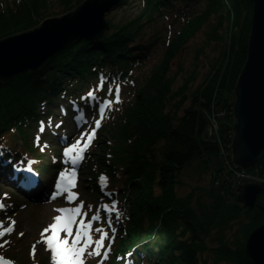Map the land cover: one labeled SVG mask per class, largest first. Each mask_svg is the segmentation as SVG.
Instances as JSON below:
<instances>
[{"label": "trees", "instance_id": "1", "mask_svg": "<svg viewBox=\"0 0 264 264\" xmlns=\"http://www.w3.org/2000/svg\"><path fill=\"white\" fill-rule=\"evenodd\" d=\"M83 1L56 0L65 11ZM128 1L122 0L119 6ZM138 2L137 12L121 24H111L108 36L101 41L82 42L75 51L65 52V58H52L37 72L0 84V140L9 135L14 141H28L33 132L30 130L28 134L29 124L42 120V104L47 111L58 94L63 96L62 92L73 99V115L80 117L88 111L84 109L82 96L97 85L103 101L107 95L114 96L126 81L134 87L139 78L137 69L146 66V59L159 39L155 34L144 43L145 30L167 23L160 60L143 75L121 112L118 109L116 117H111L112 123L103 129L106 138L100 139V143L97 141L103 123H99L84 169L85 183L93 187L94 178L102 174L109 178L111 186L118 188L115 193L125 217L119 231L122 235L114 241V254L135 250L136 260L152 264H207L200 260L203 254L212 255V264H251L244 254V239L263 223L259 211L244 209L236 200L237 193L233 202L228 203L211 186L205 191L211 202L198 200L193 208V196L179 197L176 188L180 185V174L193 162H199L203 172L212 170L217 178L215 186L237 192L238 185L246 183L233 175L228 151L234 89L247 59L252 0ZM44 4L46 0H14L11 7L0 8V40L39 26L42 20L39 11ZM177 4L180 7L175 9ZM213 17L217 18L211 31L213 38L219 42L228 38L216 68L190 94V81L174 91L179 73L170 75L172 62ZM73 78L74 83H67ZM171 102H174L172 110L167 112ZM99 103L97 98L95 107ZM222 112L224 116L217 117L216 140L207 132L208 116ZM51 114L49 110L46 116ZM67 124V120L63 121L60 129ZM110 131L113 133L108 135ZM226 165L230 168L226 169ZM263 165L262 159L254 168L260 166L262 170ZM262 186L256 202L264 206ZM241 215L247 219L240 225L242 240L234 244L235 248L222 240L215 248L204 244L213 231L227 227ZM112 263L115 264L111 260Z\"/></svg>", "mask_w": 264, "mask_h": 264}, {"label": "rangeland", "instance_id": "2", "mask_svg": "<svg viewBox=\"0 0 264 264\" xmlns=\"http://www.w3.org/2000/svg\"><path fill=\"white\" fill-rule=\"evenodd\" d=\"M18 1L23 2L26 0H18ZM13 3H14V0H0V8L6 7V6L11 7ZM46 3L47 4H44L43 8H40L41 10L39 11L41 12L40 14L42 15L41 16L42 20L40 21L39 25L45 19L61 18L68 12L74 11L76 7L78 6L76 3L75 5L70 6L71 8L70 10L65 11L66 9L65 10L60 9V6L57 5L58 3L56 2V0H46ZM138 3H139L138 0H129L125 6L120 7L118 5L117 7L112 9L110 12L106 13L105 20L110 25L109 30L111 29V24L118 25L130 19L137 12ZM179 7L180 5L177 4L175 6V9ZM59 11L61 12L58 13ZM216 24H217V18L213 17L210 20V22L203 28V30L194 39H192L188 43L187 46H185V48L180 52V54L172 62L170 75L172 76L173 74L177 72L179 73L173 85L174 91L182 87L187 81H190V84H189V87H190L189 94H190L195 89H197L201 84H203V82L213 73V70L216 68L217 61L220 58L221 52L224 49V45L228 41L227 37H223L224 38L223 42L221 41L219 42L213 38L211 31H212L213 26ZM167 27L168 26L166 23V24H161L157 26H152L151 28H147L145 30V36L143 39L144 43H147L149 39L155 34L159 37V39H157L158 41H156L155 46L152 49L151 56L148 59H146L147 60L146 66L143 69H139V68L137 69L139 78L137 79V81H134L135 86L131 87V84L128 83V81H126L125 83H123V86L120 87V94L117 97L118 100H121V103L118 106V109L120 110V112L122 110L123 105L126 104L130 100L132 91L134 89H137L139 84L142 82L143 75L147 74L149 69H151L152 66L156 65L158 61L160 60L161 54L164 51V45H165V41L167 38L165 37L166 33L164 32V28H167ZM109 30L104 33L103 38H105L106 34H109ZM250 31H251V27H250ZM223 34L225 36V30L223 31ZM82 42H86V41H77L71 44L70 46L64 48L62 51H60L55 56H53V58H56L58 60L65 58L64 57L65 52L75 51L77 48L81 47ZM248 42H249V38H248ZM86 43H89V42H86ZM247 48H248V43H247ZM51 59H48V61H50ZM74 82H75L74 78L72 80L67 81V83H74ZM84 90H85V87L81 91H84ZM61 103L62 102H60V100H58V98L56 97L53 100L52 108L51 107L48 108L47 111L42 110L43 116L49 110L52 109L53 115L54 117H56V121L59 120V115H61V113L64 112V108L63 107L57 108L55 106L60 105ZM173 104L174 102L169 103L167 110H166L167 112L169 111L171 112ZM187 105L188 104H186L185 106ZM54 111H56V113H54ZM116 112L112 114L113 112L111 110L108 111L107 113L112 114V115H110V117H108L107 119L103 118L101 120L100 124L103 123L101 126L102 130L99 133L97 142L100 143V139L106 136L104 135L103 129L107 125L112 123L113 119L111 117H116V114H117ZM178 115H181V113H179ZM235 120L236 119L234 118V113L232 112V117H231V120L229 121L232 124L231 146L229 147V151H228V156L230 159L228 161H230L231 163H228V165L231 166L232 170H235L237 172L250 173L251 176L255 177V179L259 181L257 183L255 182L254 184H257L263 187L262 185H264V177L261 178V176L264 175V169L262 168V170H260V166L255 168L256 170L252 168L249 171L242 170L238 166L234 168V163L232 162L233 160L232 159L233 158L232 142L235 136V131H233V128L236 124ZM93 122L94 121H92V123ZM29 126H30V129L28 130V134L30 133V130L35 131L34 123L29 124ZM35 126H36V123H35ZM72 130H73L72 127L68 126L60 134H67V133L70 134ZM110 133H113V132L110 131L108 135H110ZM217 137H218V134H217ZM217 137H214V138L218 140ZM85 140L91 142V136L85 134ZM19 143H20L19 145H21V142ZM11 146L12 145L7 146V147L8 148L13 147L12 149L14 150L19 149V147L15 148V146H12V147ZM29 146H30V142H29ZM55 149H56L55 151H58L59 148L55 147ZM156 149H157V152L159 153L161 151V145L159 146L158 144ZM221 151H224V150L221 149ZM60 155H61V159L67 157V160L69 161H73L77 158L75 155H73V153L65 155V151H61ZM45 158L46 159L44 162L49 163L47 165L49 168H51L52 166L49 161V155L48 157H45ZM60 161L59 160L57 161L58 164L61 163ZM228 165L225 166L226 169L230 168V166ZM86 166L87 164L84 166V169ZM227 166L229 168H227ZM203 171H204L203 167L199 162H193L191 164V167L183 171L180 174V185H178V187L176 188L177 195L179 197H183V196L186 197L188 195L193 196L192 206L193 208H196L198 200H200L201 203H205V204H207L208 202H211L208 199L207 194L205 192L211 186L214 191H216L218 194L222 195V197L227 199L226 201L228 203L233 202V200L235 199L234 196L237 192L231 189L229 190L227 187L221 188L220 186H215V182L217 181V178L214 177L212 170H205V172ZM62 172L66 176L67 172L65 169H63L59 173L54 174L51 180H53V178L57 176L56 177L57 182L62 184L63 183L61 179ZM82 172H83V168H82ZM85 174H86L85 172L81 174V171H77L76 178L72 182L74 187H78L76 189V192L77 194L79 193L80 197H82L83 199L85 197L84 193L91 194L90 190H87L86 187L83 188L82 186V184L85 183V181H87L85 179L81 180L85 177ZM24 175H26V172L24 173ZM79 179H80V182H79ZM236 179L240 181L239 178H236ZM43 182L48 183V180L44 178ZM219 183H224V182L223 181L221 182V180H219ZM29 184L30 182L27 184V186ZM240 185H244V184L241 183ZM13 190L14 189H13L12 183L7 184L5 182V179H3V181H0V199H3L2 201L4 203V204L0 203V205L2 206L4 205L2 207L4 208V212L1 211L2 208H0V232L4 233L3 235H0V246H1L0 255L4 254V256H9L10 258L17 260L18 263L20 264H31L33 263V261H35L34 264H37V263L41 264L43 263V258H42L43 256L50 261V264H55V262L57 261H56V258L54 257V248H51V246L48 245L49 244L48 239L51 233L50 225L54 223H59L58 221H56L55 218L58 216V214H56L57 212L56 210L60 208L61 206L75 209L74 224L77 223L78 216H76V213L79 211L78 207L75 205L71 206L72 203L68 202V201L73 200L72 193L64 192L63 194H59V195H57V193L53 194L52 196L54 197L49 199L47 202H42V198L32 199L29 202V199H23L25 198L24 196H19V197L16 196ZM22 191H24L23 187H22ZM69 193H71V196H69ZM3 195H6V198H3ZM88 197L90 198V196ZM236 200H237V196H236ZM35 202H38V203H35ZM254 209L256 208H253L252 210ZM252 210H248V211L251 212ZM44 212H45V215L41 216ZM246 219L244 218L243 215H241L235 222L228 225L227 227L224 226L220 228L219 230L213 231L210 234V236L204 239V244L208 248H215L218 245L217 244L218 241L222 240L225 244L229 245L232 248H235L234 244L238 240L240 241L242 240V236L241 234H239L240 232L239 229H240L241 223L244 222ZM45 229H48V231H45ZM68 236L70 239L72 237H75V239H79V235L76 233V231L74 233L73 231H71V234L68 233ZM2 242H4V244H1ZM32 253L36 254L37 259L35 258L34 260H32ZM101 255L102 254H100L99 260L101 264H103L104 260ZM75 260L78 261V264H94L96 261L95 259H92V257H90L88 251L85 249L81 250L78 253V255H76ZM200 260L205 261L207 264H212V255L203 254L200 257ZM219 264H226V263L222 262Z\"/></svg>", "mask_w": 264, "mask_h": 264}, {"label": "water", "instance_id": "3", "mask_svg": "<svg viewBox=\"0 0 264 264\" xmlns=\"http://www.w3.org/2000/svg\"><path fill=\"white\" fill-rule=\"evenodd\" d=\"M122 0H84L61 18L45 19L31 29L0 40V84L37 72L48 59L77 41H100L110 25L106 13ZM247 61L234 89L236 124L232 142L234 168L251 170L264 157V0H252ZM257 184L240 185L237 201L256 208L263 223L244 239V254L251 264H264V206L256 200Z\"/></svg>", "mask_w": 264, "mask_h": 264}, {"label": "snow or ice", "instance_id": "4", "mask_svg": "<svg viewBox=\"0 0 264 264\" xmlns=\"http://www.w3.org/2000/svg\"><path fill=\"white\" fill-rule=\"evenodd\" d=\"M89 95H91V93H89ZM69 151H70V149H65V155H67ZM74 162L75 161H73V163ZM64 176H65V174L62 172L61 173V179H63ZM70 183H71V179H69V184ZM59 187H60V184L58 183L57 184V188H59ZM69 196H71V193H69ZM2 207L3 206L0 205V208H2ZM57 211L58 212H61V213H64V212H67L68 210L61 208V209H57ZM72 211H75V209H73ZM55 219H56V221L59 222L61 220V217L60 216H57ZM58 227H60L59 223H54V224L50 225V228L52 230L53 236H55V233H56V230H57ZM63 228H64V231L67 232V230H68V224H67V221L66 220H65V222L63 224ZM45 231H48V229H45ZM3 234H4L3 232H0V235H3ZM73 240L75 241V237H73ZM85 240H87V237H85ZM48 243L51 246L52 241L49 240ZM95 243L96 244H100L101 241L99 239H97L95 241ZM58 254H61L62 255V258L63 257H67L68 260H71L72 261V264H78V261L75 260V257H76V255H78V253L76 252L75 249L68 250V249H64V248H59L58 249ZM5 264H7V262H5Z\"/></svg>", "mask_w": 264, "mask_h": 264}, {"label": "built area", "instance_id": "5", "mask_svg": "<svg viewBox=\"0 0 264 264\" xmlns=\"http://www.w3.org/2000/svg\"><path fill=\"white\" fill-rule=\"evenodd\" d=\"M223 115H224L223 113H220L219 115H216V113H211L208 116L209 127L207 128L208 129L207 131L209 135L217 137L218 130H219V122H218L217 117H223ZM263 168H264V165H263ZM233 175L236 178H239L240 182H246V183H252V184H254L255 182L256 183L259 182L257 179H255V177L251 176L250 173L237 172L233 170Z\"/></svg>", "mask_w": 264, "mask_h": 264}, {"label": "bare ground", "instance_id": "6", "mask_svg": "<svg viewBox=\"0 0 264 264\" xmlns=\"http://www.w3.org/2000/svg\"><path fill=\"white\" fill-rule=\"evenodd\" d=\"M61 11H59L58 13H60ZM57 13V14H58ZM36 28H38V25L34 28V29H36ZM14 80V79H13ZM12 80V81H13ZM11 82V81H10ZM9 83V82H8ZM43 215H45V212L41 215V216H43ZM131 260V262H139L140 260H135V259H130ZM130 260H129V262H130Z\"/></svg>", "mask_w": 264, "mask_h": 264}]
</instances>
